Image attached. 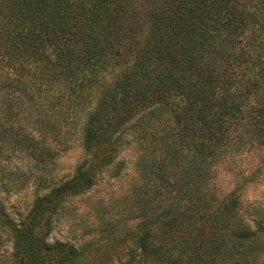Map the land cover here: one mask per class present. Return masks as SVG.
Returning <instances> with one entry per match:
<instances>
[{
	"label": "trees",
	"instance_id": "16d2710c",
	"mask_svg": "<svg viewBox=\"0 0 264 264\" xmlns=\"http://www.w3.org/2000/svg\"><path fill=\"white\" fill-rule=\"evenodd\" d=\"M162 120L172 143L150 174L159 177L157 192L174 198L145 218L140 253L120 264L251 257L264 228L248 234L245 222L231 220L234 193L212 232L195 243L193 234L209 217L205 161L233 133L240 143L264 145V0H0V161L11 147L47 166V144L78 129L94 153L65 182L39 180L30 212L10 230L24 264H111L97 259L92 244L51 242L52 218L94 188L128 133L137 142L157 138ZM32 125L43 144L28 133Z\"/></svg>",
	"mask_w": 264,
	"mask_h": 264
},
{
	"label": "rangeland",
	"instance_id": "374dc122",
	"mask_svg": "<svg viewBox=\"0 0 264 264\" xmlns=\"http://www.w3.org/2000/svg\"><path fill=\"white\" fill-rule=\"evenodd\" d=\"M118 73L120 71L115 76ZM106 78L107 83L113 82L109 76ZM25 118L30 117L27 115ZM168 121L155 124L160 128L159 136L154 139L147 137L137 142L134 135L128 133L117 146L113 163L97 175L94 188L82 196L70 198L52 218L51 242L61 241L77 248L92 244L101 263H125L130 259L132 250L140 253L135 241L143 235L145 218L160 214L162 206L171 203L174 198L168 191L157 192L159 177L150 174L153 165L169 155L166 148L170 147L172 141L164 132ZM38 128L32 125L27 131L43 144L44 134ZM67 134L66 137V131L63 132L69 140L67 145L63 144L65 138L47 144L53 148L50 155L47 153V157H43L48 159L47 166L40 165L32 153L13 154L11 147L0 161V264H24L16 254L10 230L14 221L23 220L30 212L35 192L42 186L39 180L50 176L52 182H65L93 156L94 153L83 146L79 129L72 131L70 138L69 131ZM7 141V146H11ZM242 141L240 143V138L233 133L231 144L225 140L213 160L205 161L207 172L202 186L205 188L204 206L209 217L207 221L199 223L193 234L194 243L201 232L203 235L209 234L216 227V214L231 204L233 193L239 206L235 218L231 220L245 222L240 228L249 230L248 234L264 228V145L251 146L246 139ZM185 145L188 147V143ZM187 156L192 160L193 154ZM171 157L170 154L169 159ZM183 162L180 163V171L188 167L187 161ZM19 171L26 172L27 180H18ZM226 258L222 260H226L225 264H264V236L259 234L257 237L251 257L237 255ZM136 260H140V254Z\"/></svg>",
	"mask_w": 264,
	"mask_h": 264
}]
</instances>
